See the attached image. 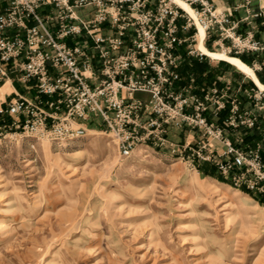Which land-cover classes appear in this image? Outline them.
Returning a JSON list of instances; mask_svg holds the SVG:
<instances>
[{
  "label": "built area",
  "instance_id": "1",
  "mask_svg": "<svg viewBox=\"0 0 264 264\" xmlns=\"http://www.w3.org/2000/svg\"><path fill=\"white\" fill-rule=\"evenodd\" d=\"M4 1L0 86L15 79L35 93L0 102V137L13 128L62 141L84 134L83 120L93 116L120 158L136 146L169 148L191 169L209 163L231 186L264 201V127L254 131L264 90L199 87L180 71L187 57L206 56L196 48L197 25L206 48L261 54L252 68L262 70L264 43L255 30L264 3L234 20L209 0H183L192 14L173 0ZM239 23L247 26L242 33ZM171 131L182 138L172 140Z\"/></svg>",
  "mask_w": 264,
  "mask_h": 264
},
{
  "label": "rangeland",
  "instance_id": "2",
  "mask_svg": "<svg viewBox=\"0 0 264 264\" xmlns=\"http://www.w3.org/2000/svg\"><path fill=\"white\" fill-rule=\"evenodd\" d=\"M202 60L213 84L254 86L225 60ZM83 123L62 141L0 137V264H264V201L169 148L120 158L100 119Z\"/></svg>",
  "mask_w": 264,
  "mask_h": 264
},
{
  "label": "crops",
  "instance_id": "3",
  "mask_svg": "<svg viewBox=\"0 0 264 264\" xmlns=\"http://www.w3.org/2000/svg\"><path fill=\"white\" fill-rule=\"evenodd\" d=\"M209 1L213 3L215 6H217L218 8L226 10L231 15V18L234 20H240L246 14L247 10H255L259 5L264 3V0H249V3H245V0H209ZM5 4L6 3L4 0H0V9L3 8ZM246 27L247 26L244 23H239L238 31L242 33L244 32ZM255 37L264 43V19L260 18L256 20ZM245 54H249V53H245ZM250 55L248 56H250L251 58V64L249 65L251 67H253V64H252L253 60H256L257 62H259L262 59L261 54H256V55L250 54ZM263 71H264V67L262 70H254V73L260 72L261 74H264ZM34 93H35V89L27 88L23 86L22 84H20L19 82H17L15 79L9 80V81L2 83L0 86V102L7 101L10 98L15 97V95L17 94L30 97V96H33ZM177 134L178 132L171 131L169 134V137L172 140H179L180 137H179V134L178 136Z\"/></svg>",
  "mask_w": 264,
  "mask_h": 264
},
{
  "label": "bare ground",
  "instance_id": "4",
  "mask_svg": "<svg viewBox=\"0 0 264 264\" xmlns=\"http://www.w3.org/2000/svg\"><path fill=\"white\" fill-rule=\"evenodd\" d=\"M174 2H176L178 5H180L182 8H184L185 10H187L188 12H190L192 14L191 8L183 1V0H173ZM197 38H198V42L196 43V48L203 54H206L208 57H210L213 60H225L226 62L230 63L231 65H233L235 67L236 70H238L239 72H242L244 74H246L247 76L251 77V81L256 84L259 89L264 90V84L259 82V80L257 79L254 70L251 66L247 65L246 63H244L242 60H240L238 57L234 56V55H229L227 53H224L223 51L220 50H210L208 48H206L202 42V38L204 36V30L202 29L201 26L197 25ZM107 145H109V143L107 142ZM139 151L144 150L143 148L139 147L138 149ZM189 185H192V180L189 181ZM224 190L231 196V198H235L238 201L243 202V204L245 202H248V197H246L245 195H242L241 192L237 189L234 188H230V186L225 185L224 186ZM239 204V203H238ZM245 208H242L243 213L245 214L246 209H248L249 207L253 208H249L251 211H254V206L255 205H245ZM249 206V207H248ZM246 215V214H245ZM250 217H254V215H250Z\"/></svg>",
  "mask_w": 264,
  "mask_h": 264
},
{
  "label": "trees",
  "instance_id": "5",
  "mask_svg": "<svg viewBox=\"0 0 264 264\" xmlns=\"http://www.w3.org/2000/svg\"><path fill=\"white\" fill-rule=\"evenodd\" d=\"M250 54L242 53L238 55L237 57L240 58L243 62L250 65L251 64V58L248 56ZM221 63H224L226 65L227 62L221 61ZM207 67L205 62L203 60H198L194 57H187L185 60H183L180 71L182 75L186 76L189 73H192L196 78V85L199 87H205L207 85H211L215 83V79L213 80V77L211 76V72H207ZM259 81L264 84V74H261L260 72H255ZM264 73V71H263ZM251 84V83H250ZM264 127V114L260 119V122L256 125L254 128L255 133L259 131L260 128ZM205 173H208L206 170H203ZM210 174V173H209ZM216 179L222 181L220 177H216Z\"/></svg>",
  "mask_w": 264,
  "mask_h": 264
}]
</instances>
